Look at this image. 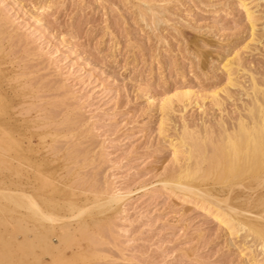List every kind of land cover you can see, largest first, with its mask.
Listing matches in <instances>:
<instances>
[{"label":"rangeland","instance_id":"obj_1","mask_svg":"<svg viewBox=\"0 0 264 264\" xmlns=\"http://www.w3.org/2000/svg\"><path fill=\"white\" fill-rule=\"evenodd\" d=\"M241 1L0 0V136L59 166L74 193L123 196L59 264H264V241L161 183L186 158L185 130L264 102V0ZM9 213L0 253L51 264L21 256Z\"/></svg>","mask_w":264,"mask_h":264},{"label":"bare ground","instance_id":"obj_2","mask_svg":"<svg viewBox=\"0 0 264 264\" xmlns=\"http://www.w3.org/2000/svg\"><path fill=\"white\" fill-rule=\"evenodd\" d=\"M248 13L251 18L252 14ZM224 68L231 69L230 62L225 63ZM251 82L252 92L259 91L260 82L257 83L254 78H251ZM261 102L260 98L254 97L250 106L244 108L245 112H240L235 121H220L215 126L218 130L214 128L216 132L211 127V130H196L195 134L191 129L185 130L178 143L186 147V158L177 167V174L161 183L196 202L207 203L210 208L212 206L218 209L214 210L217 212L216 216L224 220L230 232L249 231L263 243L264 102ZM7 135L8 132L4 131L0 136V211L16 213L18 216H13L15 222L12 225L9 222L4 223L14 226L12 235L13 232L22 234L20 246L23 248L19 249L22 257H30L37 251L39 256H50L51 264H59L67 259V250L73 251L76 246L81 248L79 243L83 237L92 226L97 227L102 218L99 219L97 215L108 211L119 213L123 196L102 198L94 193L91 197L93 192L85 190L74 193V189L66 188L56 175L59 166L36 155L26 156L20 152L19 145H12L14 140L6 137ZM206 144L208 147L212 144V147L206 148ZM175 147V151L178 150L177 144ZM207 149L209 150L206 151ZM14 160L21 170L18 180L12 178ZM14 218L11 220L14 221ZM89 220L92 222L89 223ZM1 234L0 242L3 241ZM263 246L261 244V249ZM72 254L79 255L74 252ZM34 258L36 263L40 260ZM0 264H22V260L14 263L12 256L0 253Z\"/></svg>","mask_w":264,"mask_h":264}]
</instances>
